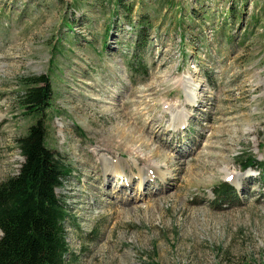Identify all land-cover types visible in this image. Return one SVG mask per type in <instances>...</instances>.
Returning <instances> with one entry per match:
<instances>
[{"label":"rangeland","instance_id":"obj_1","mask_svg":"<svg viewBox=\"0 0 264 264\" xmlns=\"http://www.w3.org/2000/svg\"><path fill=\"white\" fill-rule=\"evenodd\" d=\"M121 1L0 0V183L46 75L65 264H264V0Z\"/></svg>","mask_w":264,"mask_h":264},{"label":"trees","instance_id":"obj_2","mask_svg":"<svg viewBox=\"0 0 264 264\" xmlns=\"http://www.w3.org/2000/svg\"><path fill=\"white\" fill-rule=\"evenodd\" d=\"M97 1L112 3L114 8L122 2ZM65 25L72 28L70 23ZM140 35L141 31L137 37ZM145 46L143 41L140 48ZM22 83L19 105L24 115L36 117V122L16 141L23 159L18 174L0 183V264H65L70 252L64 226L68 212L56 191L62 188L69 170L46 145V111L53 89L46 75ZM254 163L249 157L241 166L248 169Z\"/></svg>","mask_w":264,"mask_h":264},{"label":"bare ground","instance_id":"obj_3","mask_svg":"<svg viewBox=\"0 0 264 264\" xmlns=\"http://www.w3.org/2000/svg\"><path fill=\"white\" fill-rule=\"evenodd\" d=\"M107 164H108V163H107L106 161H104V160L101 159V166L104 167V169H105L104 171H108V168H107L108 165H107ZM115 168H119V169H121L122 166H121L120 163H117V165H116ZM109 171H112V170H109ZM112 173L114 174V176H118V177H119V173H116V172H113V171H112ZM146 174H148V173H146ZM140 176H141V177H139V181H138L139 183H138V184H140V182L143 180V176L145 177L146 175L143 174V172H141V173H140Z\"/></svg>","mask_w":264,"mask_h":264}]
</instances>
